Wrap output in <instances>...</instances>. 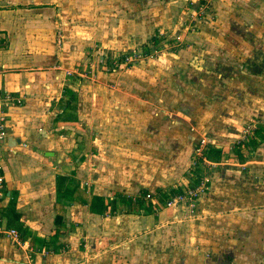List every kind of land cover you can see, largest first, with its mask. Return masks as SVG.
<instances>
[{"label": "crops", "instance_id": "crops-1", "mask_svg": "<svg viewBox=\"0 0 264 264\" xmlns=\"http://www.w3.org/2000/svg\"><path fill=\"white\" fill-rule=\"evenodd\" d=\"M155 1L0 0V93L10 97L3 104L0 215L19 233L18 242L0 235V264H159L160 256L173 254L179 232L180 264H264V132L250 155L230 154L242 126L264 120V86H250L248 76L231 68V77L219 75L214 91H204L218 80L209 68L224 56L215 51H263L262 21L253 18L250 31L263 42L255 48L237 30L214 41L206 33L221 27L184 30L183 13L167 27L183 29L188 42L199 39L196 52L184 47L103 70L100 53L144 49L166 28ZM195 53L202 56L196 60ZM74 69L87 73L67 74ZM201 137L224 150L222 164L207 172L210 190L192 214L186 202L155 213L152 203L162 193L194 184L191 163ZM59 174L72 178L70 189L75 179L81 198L105 197V212L89 211L73 192L58 199ZM119 197L143 203L129 208Z\"/></svg>", "mask_w": 264, "mask_h": 264}, {"label": "rangeland", "instance_id": "rangeland-1", "mask_svg": "<svg viewBox=\"0 0 264 264\" xmlns=\"http://www.w3.org/2000/svg\"><path fill=\"white\" fill-rule=\"evenodd\" d=\"M160 1L161 2H159V0L155 1L157 2L158 7H161L160 12H162L163 14L162 15L163 19L161 18L159 21L163 20L165 23H162V25L166 26V28H160L159 33L156 32L154 34L156 35L155 41L149 40L147 43L143 44L145 45L144 49H143V46H140L138 48L134 47L131 49L128 48V49H122V50L120 49V50L109 51L107 53L108 55L100 53L98 62L99 60H101L99 64H101V68L103 70L114 71L115 69H118L119 67H121V69L123 68L126 69V68H130L131 66H133V64H137L142 61H146V62L156 61L166 56H172L173 55L172 53L177 54L180 51V49L184 47H187L190 52L191 51L196 52L197 49L194 48V45L198 43L199 39L193 40V42L191 41L188 42L187 39L182 37L181 31L183 29L184 30L190 29L191 32L197 33L199 31V27L207 26V27H210V30H214L216 26V27H221L222 29L221 30L218 29L220 32L217 30V33L215 34L206 33L207 41L222 40L221 37L224 38V36L221 33L223 34L225 33L229 35L230 37H232L234 35L233 32L235 31L230 32V30H237V31H240L238 33V37H240L243 34L247 38L246 42L252 46L254 45L255 48L257 47V45L263 44V42L257 43L261 41L259 39L262 37L256 36L255 34L251 33L252 31L250 30L252 26L256 24L253 18H257L258 20H261L262 26L264 27V0H220V1L219 0H160ZM171 12H172V15H171ZM183 13H185L184 14L185 16L183 17L184 18L183 21L185 20V22H184L183 29L181 28L179 29L180 30L179 33H177V31H172L173 28L167 27L169 26L168 21L170 19H172L173 25L178 24V21L180 20L179 15L182 16ZM151 18L152 19L154 18V21H155L154 16H152ZM250 19H253L254 22H250ZM185 25L188 27L185 28L186 27ZM59 35H61V29H58L56 33L57 39L60 37ZM224 39L227 40L226 38ZM189 47H193V49H190ZM244 49L245 48H241V49L238 48L236 49L235 52H233V51H230L228 48H220L217 51H215V53H218V55L222 54L224 58L220 61L211 62L212 65H210L209 70L216 72V74H213V76H215V79L216 80L218 79V80L217 81L211 80L212 82L207 84L206 87L209 90L207 89L204 90L207 95H209L210 92L214 91V89L217 87V84L219 83V80H220L219 75H222L223 76L222 78H224L225 80L226 78L231 77V68H237L238 70L243 72V73L240 72L239 74H237L239 77L248 76L249 77L248 83L250 86L257 87V86H262V84L264 86V49L263 51L261 49L259 51L258 49H255V50L249 49L246 52H244ZM131 52L133 53L131 54ZM248 52H251L253 56L249 55ZM141 53H142V56L138 57L136 55V54H141ZM254 53H255V56H254ZM125 54L126 56L127 55L129 57L131 56L132 61L127 64H120L115 69H112V67L114 66L113 64H115L114 62L116 58H119L120 56H124ZM101 55L104 56L103 59ZM194 56L196 57V60H197L198 57H201L202 55L201 53L200 54L195 53ZM219 68H222V70H220ZM223 69H225L224 72H222ZM79 73L81 75L78 74L79 75L78 77H82L83 75H85L83 73H87V72L82 69L81 71H79ZM202 78L204 79L205 76ZM228 81L229 80H227V82ZM209 106H210L209 104H206L203 108L205 110H208ZM262 124H264V120L255 118L253 121L251 120L245 123L242 126V130L245 129L246 127L252 128L253 125L258 126L260 128ZM247 135H249V133H247ZM256 147L257 145L250 149H245L243 146H241L244 153L245 154L247 153L248 155L253 153ZM231 148H233V150L231 149L233 152H231L230 154L235 155L236 149L234 148V146ZM251 149H252V152H250ZM191 165L193 167L192 177L195 178L194 172H196L197 167L192 163ZM198 169L200 170L201 167H199ZM204 171L201 173V177L207 178V180L205 178L203 179L205 190L197 197L196 202L199 200V198L203 197L210 190L211 180L209 178L210 177L209 173L207 174V172H209L210 170L205 169ZM188 184L185 185L184 188H181V190L182 191L188 190L189 188L193 187L191 181H189ZM198 188H200V186ZM196 204L194 206H191V205L188 206V208H190L189 209L190 214H192V209L195 208ZM151 209L155 213L156 211L159 210V208L153 209V207H151ZM187 217H189V215ZM180 235L181 234L179 232L178 237H175L172 242L173 254L169 255L167 253V256H163V257L160 256L159 264H161L162 261L164 264L182 263V257L180 256V252L181 250H183L182 248L184 246H183Z\"/></svg>", "mask_w": 264, "mask_h": 264}, {"label": "built area", "instance_id": "built-area-1", "mask_svg": "<svg viewBox=\"0 0 264 264\" xmlns=\"http://www.w3.org/2000/svg\"><path fill=\"white\" fill-rule=\"evenodd\" d=\"M132 53L133 52H131V54ZM136 55L139 57L142 56V53ZM131 59H132L131 56L130 57L128 55L126 56V54L124 56H120L119 58H116L114 62L115 64H113L114 66L112 67V69L118 67L120 64H127L131 62L132 61ZM72 73L73 75H76L79 73V71L77 69H74L71 72L70 71L67 72V74H72ZM8 99H10L8 95L0 93V152H1V146L7 136L6 114L4 112L3 104ZM17 101L20 102L19 99H17ZM257 128L258 126L253 125L252 128L246 127L245 129H243L241 139L237 142V145L243 146V142L248 141V139L251 138V136L253 135V133ZM247 133H249V135H247ZM209 145H211V143L206 137H201L199 141H197V144L195 145L192 164H194L196 167H201V171H199V173L197 174L196 178H198V180L194 182L193 187L189 188L188 190H183L182 192H177V193H171L170 191H167L166 199H163L161 201L158 200L153 201L152 204L155 205V208L172 207L183 202H186L191 206H194L196 204L197 197L205 190V186L203 182V179L205 177H201L203 168L212 171L222 164L220 161H211L205 157L204 151ZM205 179L207 180V178ZM199 186L200 188H198ZM3 195H4V175H3V167L0 162V198L3 197ZM145 198L146 199L152 198V194L149 192L146 193ZM0 235H5L7 237H10L11 239L17 242L19 241L18 231L15 228L5 227L2 223L1 215H0Z\"/></svg>", "mask_w": 264, "mask_h": 264}, {"label": "trees", "instance_id": "trees-1", "mask_svg": "<svg viewBox=\"0 0 264 264\" xmlns=\"http://www.w3.org/2000/svg\"><path fill=\"white\" fill-rule=\"evenodd\" d=\"M151 39L156 40V37L154 36ZM263 132H264V126L261 125L260 128L258 127L255 130L254 135H252L251 138L248 139V141L243 142V147L245 149H250V148L256 146L258 144V138L260 136L259 134L262 135ZM263 137H264V134H263ZM238 146H240V145H236V153L239 155V159H242L244 157V151H243V149H240V147H239V150H237ZM223 151L224 150L221 147L209 145L205 149L204 155L207 159H209L211 161H220V158L223 154ZM198 173H199V169L197 168L196 172L194 173L195 178H196ZM195 180H198V178H196ZM195 180H194V182H195ZM70 182H72V178H69L68 176H64V175H60V174L57 176V198L58 199L62 200L63 199L62 197H66L69 195L71 196V193L73 192V199L79 201L81 204L87 205L89 211L96 213V214H102L105 212V210L107 208L105 197L98 196V195H92L90 201H87V200L81 198L82 197V196H80V194H81L80 190L81 189H80L79 185L76 184L75 179L73 178V188L72 189H70L68 187V183H70ZM181 191H182L181 188H175L174 190H172V193L181 192ZM162 196H163L162 200L167 198V195L164 193H162ZM119 199H120L119 200L120 203H123L124 205H128L129 208L140 207L143 203V199H141V198H136L133 200V199H127V198H120L119 197ZM149 202H151V201H149ZM148 205H150V206H148L146 208V210H149L150 207L152 206L151 204H148ZM10 206H12V201H11L9 207ZM13 216H14L13 218H17L16 213L13 214ZM10 221H9V223H10ZM55 222L57 224H60L61 223V217L57 216L55 218ZM15 225L17 227L22 226L21 223L18 222V218H17V221L15 222ZM57 232L55 235H57Z\"/></svg>", "mask_w": 264, "mask_h": 264}]
</instances>
